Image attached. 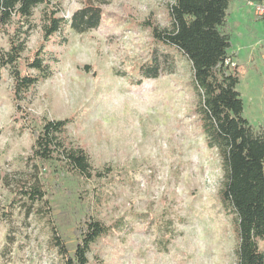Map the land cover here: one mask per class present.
Masks as SVG:
<instances>
[{
    "label": "rangeland",
    "instance_id": "rangeland-1",
    "mask_svg": "<svg viewBox=\"0 0 264 264\" xmlns=\"http://www.w3.org/2000/svg\"><path fill=\"white\" fill-rule=\"evenodd\" d=\"M101 1L98 28L77 33L66 25L46 44L52 74L21 99L10 67H0V264H64L52 226L72 253L90 219L123 222L91 245L90 264H237L236 216L220 199L222 160L196 112L191 62L152 34L171 24L172 0ZM84 2L61 0L60 15L69 19ZM40 10L23 73H34L27 64L42 42ZM224 30L244 115L264 130V15L248 0H232ZM8 47L1 32L0 48ZM154 52L164 71L138 82ZM65 118L68 137L99 175L33 154L44 121ZM36 180L45 200L31 203L21 188ZM259 247L264 253V239Z\"/></svg>",
    "mask_w": 264,
    "mask_h": 264
},
{
    "label": "trees",
    "instance_id": "trees-1",
    "mask_svg": "<svg viewBox=\"0 0 264 264\" xmlns=\"http://www.w3.org/2000/svg\"><path fill=\"white\" fill-rule=\"evenodd\" d=\"M262 2L263 0H248ZM232 0H172L169 4L171 24L152 27L155 41L175 47L191 62L193 86L197 93L196 112L209 147L217 149L224 171L220 199L225 210L236 216L238 245L237 264H264L259 241L264 239V130H256L244 115V101L238 90L239 66L230 59L231 35L224 30ZM101 0H85L69 19L60 15L61 0H0V33L7 31L9 47L0 48V67H10L14 95L21 99L38 82L52 74L46 44L61 35L67 25L77 33L100 26L103 17ZM40 10L42 42L27 66L34 73H23L20 67L29 34L37 24ZM13 27L9 32L8 27ZM165 67L160 55L139 67L141 79L157 78ZM71 119H48L37 132L32 151L41 160H59L85 177L100 174L93 171L88 153L67 134ZM23 197L31 203L44 201L45 192L38 180L25 183ZM34 204H29L28 212ZM118 220L106 224L99 219L86 221L81 240L72 253L52 226L51 241L64 264H90L91 245L101 236L121 229Z\"/></svg>",
    "mask_w": 264,
    "mask_h": 264
},
{
    "label": "built area",
    "instance_id": "built-area-1",
    "mask_svg": "<svg viewBox=\"0 0 264 264\" xmlns=\"http://www.w3.org/2000/svg\"><path fill=\"white\" fill-rule=\"evenodd\" d=\"M251 4H256V13H258L259 15H264V3H262V2H252V1H249ZM226 63H229V64H231L230 63V60L228 59L227 61H226ZM232 65H234L233 63H232Z\"/></svg>",
    "mask_w": 264,
    "mask_h": 264
},
{
    "label": "crops",
    "instance_id": "crops-1",
    "mask_svg": "<svg viewBox=\"0 0 264 264\" xmlns=\"http://www.w3.org/2000/svg\"><path fill=\"white\" fill-rule=\"evenodd\" d=\"M263 2H264V0H263Z\"/></svg>",
    "mask_w": 264,
    "mask_h": 264
}]
</instances>
